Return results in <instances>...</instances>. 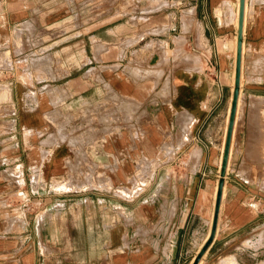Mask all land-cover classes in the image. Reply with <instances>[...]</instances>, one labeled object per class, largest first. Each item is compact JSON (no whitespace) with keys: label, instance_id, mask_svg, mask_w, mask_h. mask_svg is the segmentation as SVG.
<instances>
[{"label":"crops","instance_id":"obj_1","mask_svg":"<svg viewBox=\"0 0 264 264\" xmlns=\"http://www.w3.org/2000/svg\"><path fill=\"white\" fill-rule=\"evenodd\" d=\"M239 6L110 0L108 24L86 26L81 0H0V48L11 57L0 58V264L194 261L212 228ZM255 16L243 22L244 117L199 264H264V15Z\"/></svg>","mask_w":264,"mask_h":264},{"label":"rangeland","instance_id":"obj_2","mask_svg":"<svg viewBox=\"0 0 264 264\" xmlns=\"http://www.w3.org/2000/svg\"><path fill=\"white\" fill-rule=\"evenodd\" d=\"M122 1H124V0H118L119 3ZM99 7H101V12L98 10ZM109 8H110V0H96V3L94 2V0H81V23H84L86 26H88L90 23H93V22H103L104 24H108V22L110 21V18H111ZM255 14H256L255 17H257V15L258 16H260L262 14L264 15V0H246V2H245V23H246V20H248V22L252 21ZM6 35H7L6 30L0 31V41H3L6 37ZM7 47H8V44H5L4 46L2 45V47L0 48V58L4 54H7L9 59L11 58L9 56V52L4 53V51H6L8 49ZM29 47H30L29 42L25 41L23 44H20V46L17 47L16 52H18V51L23 52L24 50L28 49ZM2 61L6 62V63L1 62L2 66H10L13 62V60H12V62L7 61V58L5 56L2 58ZM23 65L29 66L30 65L29 61L25 62ZM0 79H1V77H0ZM2 86H3L2 82H0V87H2ZM6 94L7 95L1 99L6 98L9 94V92H7ZM245 106H246L245 102H243V100L241 99L239 108L242 111L240 112V109L238 110V118H237L238 126H236V130L239 127V123H240L241 119L244 117ZM239 115H240V117H239ZM235 137H236V132H235V136H234V140H233V146L231 145L232 150L234 149V145H235ZM139 165H142V164L139 163ZM230 167H232V160L229 156L227 171ZM220 173H221V167H220L219 175H220ZM226 175H227V172H226ZM146 176L147 175L142 174L141 172L135 174V177L137 178L138 182H145ZM220 177H221V175H220ZM224 179H225V177H224ZM116 189H117V191H119L125 195H128V196H130L133 193V191H135V190L129 189L125 186H118Z\"/></svg>","mask_w":264,"mask_h":264},{"label":"water","instance_id":"obj_3","mask_svg":"<svg viewBox=\"0 0 264 264\" xmlns=\"http://www.w3.org/2000/svg\"><path fill=\"white\" fill-rule=\"evenodd\" d=\"M245 2L246 0H240V6H239V38H238V48H237V72H236V78H235V88L233 93V100L231 105V111L229 116V123L227 128V135L225 140V146L223 151V157H222V164H221V177L219 179L218 184V190H217V196H216V202H215V211L213 216V222H212V228L211 232L206 239L205 243L201 247L200 251L194 258V261L191 264H199L202 256L212 243L215 233L217 230V224L219 220V213L221 208V202L223 197V187L225 183V175L227 172V166L229 162V156L231 152V144H232V138H233V130H234V124L237 114V107H238V100H239V94H240V78H241V53H242V33H243V22H244V14H245Z\"/></svg>","mask_w":264,"mask_h":264},{"label":"bare ground","instance_id":"obj_4","mask_svg":"<svg viewBox=\"0 0 264 264\" xmlns=\"http://www.w3.org/2000/svg\"><path fill=\"white\" fill-rule=\"evenodd\" d=\"M238 3V2H237ZM238 15H239V12H238ZM238 15H237V17H238ZM245 17V16H244ZM244 25H245V19H244ZM244 27V26H243ZM244 29V28H243ZM264 51V50H263ZM263 78V77H262ZM8 91L7 90H1L0 91V99L1 98H3L4 96H6ZM239 106H240V100L238 101V107H237V114H236V119H235V124H234V130H233V137H234V134H235V132H236V126H238V124H237V118H238V110L240 109L239 108ZM242 110L240 109V112H241ZM242 114V113H241ZM240 114V115H241ZM240 115H239V117H240ZM229 116H230V110H229V115H228V117H227V122H226V127H225V131H224V136H223V140H222V146H221V151H222V154H221V157H220V165H221V163H222V157H223V151H224V146H225V140H226V135H227V128H228V123H229ZM242 116V115H241ZM233 143V142H232ZM232 145V144H231ZM231 150H232V147H231ZM196 155V154H195ZM220 156V155H219ZM218 159H219V157H218ZM216 160V159H215ZM219 162V161H218ZM150 165V164H149ZM73 180V179H72ZM108 185V184H107ZM106 186V185H105ZM129 190V189H128ZM211 223H212V221H211ZM211 231V230H210ZM209 231V232H210ZM208 233V232H207ZM210 234V233H209ZM259 236V235H258ZM207 237H208V235H207ZM260 238H261V236H260ZM259 239V238H258ZM251 241V240H250ZM256 241V240H255ZM251 242H254V241H251ZM250 242V243H251ZM259 242H260V240H259ZM226 255V254H225ZM229 260V259H228Z\"/></svg>","mask_w":264,"mask_h":264}]
</instances>
